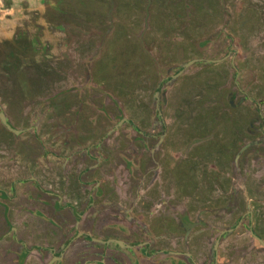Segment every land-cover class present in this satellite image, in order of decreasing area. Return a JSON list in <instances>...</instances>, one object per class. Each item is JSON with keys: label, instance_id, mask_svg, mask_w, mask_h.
I'll return each mask as SVG.
<instances>
[{"label": "crops", "instance_id": "obj_1", "mask_svg": "<svg viewBox=\"0 0 264 264\" xmlns=\"http://www.w3.org/2000/svg\"><path fill=\"white\" fill-rule=\"evenodd\" d=\"M201 1L189 0L188 3L185 1L180 3L182 8H191L190 15L187 13L186 16V19H189L191 23L197 19L198 11L201 9L200 5L202 7L201 3L206 7L207 13L213 12L214 16H218V11L224 0ZM30 2L32 1L27 0L21 8L26 7L25 11L32 10V13L38 16L35 19L36 26L39 24L44 28V48L48 52H54L51 55L58 59H62L60 55L68 52V48L64 45L67 39L66 33L69 34L70 29L66 27L71 25V28H74L77 33V29H79L77 27L81 28L83 20L92 15L90 11L98 9L94 3L95 0H75L76 4L74 3V5H70L69 2L64 3V0H47L41 4ZM240 2H235L232 6L237 8L243 6L244 8L254 5L258 9L264 8V0H252L244 2L243 5ZM228 4L227 1H224V7L227 9L229 8ZM15 7L13 5L4 9L6 11L2 10L4 15L2 23L12 30L22 27L18 20L20 11ZM178 8L180 9V7ZM65 9L71 10L72 18L68 19L64 16ZM207 13L206 17L211 19ZM262 14L264 13L262 12ZM10 15H14L16 18H12ZM160 15L162 16V13ZM20 16L26 19L23 21L26 23L27 16L25 14L24 16L20 14ZM81 18H83L82 21ZM106 22L108 23V20ZM261 23L264 26V19ZM149 24L148 21L147 25ZM192 31L188 37L180 33L181 36L177 39L180 44L182 43L179 45L185 49L187 48L185 44L192 43L195 46L200 43L196 40L195 30ZM261 33L258 31V34L253 35L250 39V42L255 46L258 45L257 48H259L253 54V60L246 59L243 55L241 59L238 51L233 52L232 56L227 54L216 63H210L211 60L208 59L199 60L211 64L205 69L210 70L214 77L208 76L200 79L201 81L199 79L193 81L190 76H186L188 71L184 70L179 76L177 75L178 77L175 76L177 80L172 87L160 90L161 98L156 94L155 97L151 96L148 99L149 96L137 92V89H142L140 91L142 92L153 88L148 83L149 80L142 77L143 70L133 72L132 69H129L128 74L122 75L119 72L121 68L119 65V69L115 70L118 74H115V83H124L125 85L122 84L124 89L127 88L126 86L130 90L137 88L133 94L135 98L132 93L126 95L122 88L116 87L114 88L115 94L112 92L114 94H112L113 101H110L109 98L103 96L100 90L102 79L97 76V71H93L94 63L91 61L85 65V58L82 55L81 64H74L77 55L66 54L68 58L66 65L58 66L54 70L49 68L50 71L46 68L41 72L39 80L43 79L44 82L41 84L44 85L48 81L46 78L62 74L65 80L59 81L63 84L67 83L65 86L70 87V90L66 92L64 99L58 100L60 102H47L49 105L41 108L45 116H38L34 110L38 104L27 101L30 91L41 90L37 78L39 72L36 67H34L37 74L35 80L31 79L32 75L29 76L32 73L31 63L29 64L30 56L37 48L36 37H23L20 43H18L19 38L17 37L11 43V41L8 42L11 34L7 36L1 32L3 40L7 41L3 43L1 62L4 64L2 68L8 77L9 85L7 87L2 85L0 88L2 89L0 92V191L2 187H9V183L14 182L16 186H14L13 194L17 193L21 197L26 195L27 199L28 193L33 192L34 189L30 180L36 179V184L41 186V190L46 194L50 193L57 195L56 197L66 198L64 200L68 204L73 203L78 194L85 197L87 194L95 193L94 189L99 186L104 188V193L115 194L117 200L125 201V203L128 200L120 195L128 196L130 194L133 204H136L134 208L137 211H133L132 217L136 221L148 218L147 222L153 224H156L158 220L162 222L164 220L162 216H168L164 210L159 209V205L168 200L174 201L175 196H180L181 205L178 207L182 208L180 213L189 216L190 208L198 207V203L196 204L195 201L196 192L201 196L208 193L204 188L205 185L210 186L211 182L217 183L216 181L224 180V173H227L228 170L230 173L227 176L230 181L228 186L233 188L237 184L235 172L232 176L230 170L233 164L231 166L228 164L232 159H229L230 156L234 155V149L229 147L224 149V134L226 133L230 139L226 140V145L238 144L236 139L240 135L239 131L243 126L241 124L248 122L245 117L241 116L240 118V114L244 113V105L248 109L254 106L255 95L251 89H254L257 84L264 87V45L262 44L264 38L261 37ZM155 34L157 33L152 31L149 36ZM162 35H164L163 32L158 33L157 47H150V52H159L157 49L162 46L160 41L164 40L161 38ZM175 37L177 35L173 36L174 41H176ZM129 39L132 40L133 37L124 38L126 42ZM208 44L211 45V41ZM175 46L177 47L176 44L172 45L173 48ZM193 50L196 52L194 48ZM188 55L189 52L185 54L186 59L189 57ZM57 58L56 61H58ZM189 59L188 62L196 60ZM115 61L117 65L122 60ZM188 62L184 63V66ZM194 64L191 65L194 66ZM42 66L44 67V65ZM73 68H80L85 73L83 84H92L91 86L95 87L100 85L98 87L100 91L95 90L98 96L94 97L99 98L98 105L86 98H82L80 101L73 98L74 75H69L70 72L74 74ZM207 70L205 71L207 72ZM257 71H260L259 75L256 74ZM53 72L56 74L53 75ZM91 73H94V79L92 78L90 81ZM251 76L252 78L248 79ZM185 79L188 81H184ZM27 80L36 82L32 83L35 86L31 85L29 89ZM178 80L181 81L180 84L177 83ZM202 80L204 81L203 86L207 85V88L200 92L201 88L198 87V82L203 83ZM134 81L137 84L134 85ZM244 82L248 83L247 86ZM56 84V79L50 78V88L53 89ZM234 88L236 92L238 89L244 90L246 93L243 92L249 97L251 103H242L241 106H237V102H241L239 92H237L238 98H234L235 93L231 92V96L227 99L224 94ZM169 90L174 92L171 97V106L170 97L166 95ZM135 93L138 94L135 95ZM21 98L23 101L19 105ZM125 99L132 103H126ZM147 99L151 100V103ZM102 101H104V105L109 104L110 107L102 110ZM167 106L171 108L167 110L170 114L165 112ZM58 107H61L62 112H59ZM143 107L144 109H142ZM38 109L40 108L38 107ZM146 114L148 118H146ZM1 116L5 117L6 123L13 131L2 124ZM24 120L27 125L22 126L21 122ZM149 120L152 123L148 122ZM106 124L109 125L105 127ZM164 126H168V130L162 131L161 128ZM155 130L160 132V135L157 141L152 144L154 139L151 138H154L152 134ZM41 135L44 145H35L33 141L35 142L39 136L41 139ZM169 139L172 140L170 143ZM32 148L34 151L31 150ZM11 152L16 156L24 155V158L29 156L33 163L30 170H34V172L26 175L23 166L28 161L15 160L14 157H11ZM30 152L31 155L35 153L34 156L28 155ZM3 165L10 167L9 174L4 172ZM234 166H236L235 163ZM108 178H112V180H107ZM108 182H110V186ZM111 184L116 187H111ZM126 187L128 189H125ZM4 191L12 192L10 187L9 190L5 189ZM192 196L194 198L191 201ZM55 198L48 197L51 202L55 201ZM108 198L112 200L111 197ZM20 209L25 211L24 207ZM57 209H61V206L59 205ZM2 236L3 234L0 233V239ZM40 236L42 237V234Z\"/></svg>", "mask_w": 264, "mask_h": 264}, {"label": "flooded vegetation", "instance_id": "obj_2", "mask_svg": "<svg viewBox=\"0 0 264 264\" xmlns=\"http://www.w3.org/2000/svg\"><path fill=\"white\" fill-rule=\"evenodd\" d=\"M243 91L237 90V106L251 103ZM251 92L254 106L244 105L240 114L248 122L241 124L238 144L226 145L224 134V149H234L228 164L236 186H228V170L224 180L204 186L206 195L196 192L198 207L189 216L180 213V196L160 204L168 216L156 225L132 217L137 211L130 194L120 195L125 203L97 186L68 205L36 179L27 199L13 194L12 182V192L0 191V264H264V87Z\"/></svg>", "mask_w": 264, "mask_h": 264}, {"label": "rangeland", "instance_id": "obj_3", "mask_svg": "<svg viewBox=\"0 0 264 264\" xmlns=\"http://www.w3.org/2000/svg\"><path fill=\"white\" fill-rule=\"evenodd\" d=\"M26 1L27 0H0V33H5L7 36L11 34V38L8 41H11V43L13 39L17 37L19 38L18 43L21 42L23 37H36L35 39L37 48L36 51L32 52L30 56L29 64L31 63L30 67H32V73H30L29 76L32 75L31 79L35 80L37 74L34 67H36V70L39 72L37 78L38 84L41 85V90L35 89L34 91H30L31 93L28 98L29 100L27 101L39 105L34 108L38 116H45V113L43 110H41V108L48 106L49 104L47 102H60L58 100L62 98L64 99L66 92L70 90V87L65 86L67 83H60L59 80H65V77H63L62 74L60 75L57 73L58 75H54L56 73L53 72L54 76L46 78L48 79V81H46L44 85L41 84L42 82H44V80H39L41 72L45 71L47 67L50 71L49 68L54 70L58 66L66 65V61H68L66 54L69 55L70 53H72V55L74 56L77 55L74 64H81L82 55L85 58V65L87 63H91V61L94 63L93 71H97V76L101 77L102 79L100 83L101 86L99 85L101 87L100 90L102 91L103 96L109 98L110 101H113L112 94H115L114 88L116 87L118 89L122 88L124 90L123 92L126 95H129L131 93L133 95L134 91L137 89L135 88V90H132V88L130 90L128 86H126L127 88L124 89L122 86V84L125 85L124 83H115V74L118 75L115 70L119 69V65L121 66L119 72H121L122 75L128 74L129 69H132L133 72L143 70V72L141 71L143 73L142 77H146V80H149L148 83L152 85L153 88L144 90L142 92H140L142 89L139 88L140 90L137 89V92L144 96H149L148 99H150L151 96H154L156 94L161 98L160 90L162 88L172 87L175 84L177 80L176 77L180 75L178 74L179 71L183 68L184 63L188 62L189 58H191L189 60H220L227 54H230V56H232L233 52L238 51V55L239 57L241 55V59L243 58V55L246 59L253 60V54L257 52L256 50H259V48H257L258 45L255 46L254 44H252L250 42V39L253 35H257L258 31L262 32L261 37L264 38V26L263 23H261L264 19V14H262V12L264 13V8L258 9L254 5L246 6L244 8L243 6L238 8L236 6H232V4H235V2L241 1L240 3L243 5L244 2H250L252 0H224L227 1V4L228 1L230 2L228 4L229 8L227 9L226 7H224L223 1L222 7L218 11V16H214L213 12L207 13L206 7L203 5V3H201L203 1L202 0L200 3L202 4L203 9L200 5L199 8L201 9L200 11H198L197 19H195L194 23H191L189 19H186L187 13L191 12V8L187 7V9H185L182 8V5L180 6L181 2L185 1L186 3H188L189 0H95L94 3L98 6V9L90 11L92 12V15L83 20L82 23L84 25L82 24L81 28L77 27L79 28L77 29V33L74 28H71L70 24L69 27H66L70 29V33H66V44L64 42V46L68 48V52H66L62 56L60 55V58L63 59L62 60L58 59L56 56L51 55L54 52L52 53L48 52V50H45L44 28L39 24L36 26L35 19L36 17L38 18V16L33 14L32 10L25 11L26 7L21 8L23 3ZM30 1H32L30 3L41 4L42 2H46L47 0ZM66 2H69L70 5H74V3L76 4L75 0H64V3ZM13 5H15V8L20 11L18 20L19 23L21 22L22 27H19L17 30H12L9 26L2 23L4 21V18H2L4 16L2 10ZM231 6L235 8H232ZM178 7H180V9ZM160 13H162V16L160 15ZM206 13L211 17V19H208L206 17ZM20 14H23V16L25 14V16H27L26 23H23V21L26 19L21 18ZM188 15H190V13ZM64 16L68 19L72 18L71 10L65 9ZM11 17L16 18V16L14 15H12ZM82 19L83 18H81V21ZM106 20H108V23L106 22ZM148 21L150 23L149 25H147ZM10 26L12 27V24H10ZM192 30H195L194 34L196 33V40L200 43H198L199 45L197 44L195 46L192 45V43L185 44L187 45L186 50L185 48L180 46L182 43L180 44V41H177V39L181 36L180 33L185 37H188L190 33L193 32ZM152 31L157 34L149 36ZM160 32L164 33V35H162L163 37L160 36L161 38H164L163 41H160V44H162V46L160 47V49H157L159 50V52H150V47H157V41L159 40H157L156 37ZM71 34L73 35V37ZM175 35H177V37H175L176 41L173 40V36ZM128 37H133V39H129V41L126 42L124 38ZM210 41L211 45L208 44V42ZM4 42L7 41H4L2 36L0 35V88L2 87V85L4 87H7L9 85L7 81L8 77H6L2 68L4 64L3 62H1ZM173 44H176L177 47L175 46L173 48ZM262 44L264 45V43ZM193 48L196 50V52H194ZM184 50H186L187 52ZM188 52L189 57L186 59L185 54ZM56 58L58 59V61H56ZM89 58L90 60H88ZM117 59H121L122 61L116 65L115 60ZM132 59L134 60L133 62ZM42 65H44V67ZM210 65L211 64H207L204 61H199L196 62L194 66L191 65L183 69V71L187 70L188 72L186 73V76H190L193 81H196L198 79L199 81H201L200 79H204L208 76H211L210 78L214 77L213 73H211L210 70L205 69ZM205 70H207V72ZM73 72L74 74H72L71 72L69 74L70 76L74 75L73 86H75V90L73 89V98L77 101L82 100V98H86V100H92L96 104L99 103V98H94L98 96L95 90L100 91L98 89L99 86L95 87L94 85L91 86L92 84H83L85 73L80 68H73ZM259 72L260 71H257L256 74L259 75ZM93 74L94 73H91V79H89L90 81L92 80V78L94 79ZM249 74L252 73L249 72ZM50 78H52L53 80L56 79L57 86H54L55 89L54 87L53 89L50 88ZM251 78L252 76L248 77V79ZM29 81L30 80H27V86L30 89L31 85H34L32 83L36 82ZM135 81L133 83L134 85L137 84L135 83ZM184 81H186V79ZM202 82L203 83L198 82V87L201 88L199 90L200 92H203L207 88V85L203 86V80ZM177 83L180 84L181 81L178 80ZM244 84L246 85L248 83L244 82ZM1 90L2 89H0V92ZM231 92L235 93L234 98H238L235 88L230 89L224 94V96L228 99L232 94ZM136 94L138 93H135V95ZM166 95L170 97L169 103L171 106V97L172 95H174V92L169 90ZM148 99L147 101L151 103V100ZM21 101H23L22 98L19 102V105ZM125 102L129 104L132 103L131 101H128L126 99ZM38 107L40 109H38ZM109 107V104L104 105V101H102V110L103 108L108 109ZM58 108L59 112H62L61 107ZM142 109H144V107ZM170 109L171 108L167 106L165 112H168L167 110ZM168 114L170 113L168 112ZM146 118H148L147 114ZM148 122L152 123L151 120H149ZM21 125H27L26 120L22 121ZM108 125L109 124H106L105 127H107ZM167 127L168 126H164L163 128H161V130H166ZM159 135L160 132H158L157 130L153 132L152 136H154V138L151 139L154 140L152 141V144L157 141ZM171 141V139L168 140L169 143ZM33 143L35 145H44L42 135L41 139L39 136V138L35 139V142L33 141ZM31 150L34 151L33 148ZM31 154L32 153L30 152L28 155L34 156L35 153L33 155ZM10 155L11 157H14L15 160L28 161V163L26 162V165L23 166L26 170V175L34 172V170H30L32 169L31 167L33 166V163L32 160L29 159V156L28 158H24V155L16 156L13 152H11ZM3 167L4 172L6 174H9L10 167H5V165H3Z\"/></svg>", "mask_w": 264, "mask_h": 264}, {"label": "water", "instance_id": "obj_4", "mask_svg": "<svg viewBox=\"0 0 264 264\" xmlns=\"http://www.w3.org/2000/svg\"><path fill=\"white\" fill-rule=\"evenodd\" d=\"M197 61H199V60H193V61L188 62V63L186 64V66H183V68L179 71L178 74H180V73L183 71V69L187 68V67H188L189 65H191V64H194V63L197 62ZM218 61H219V60H211L210 63H216V62H218ZM1 122H2V124H3L7 129L13 131V130L10 128V126L6 123L5 117L1 116ZM15 134H17V133L15 132Z\"/></svg>", "mask_w": 264, "mask_h": 264}]
</instances>
